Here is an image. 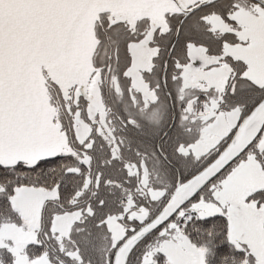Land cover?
Instances as JSON below:
<instances>
[{
  "label": "snow or ice",
  "instance_id": "1",
  "mask_svg": "<svg viewBox=\"0 0 264 264\" xmlns=\"http://www.w3.org/2000/svg\"><path fill=\"white\" fill-rule=\"evenodd\" d=\"M0 264H264V0H0Z\"/></svg>",
  "mask_w": 264,
  "mask_h": 264
}]
</instances>
